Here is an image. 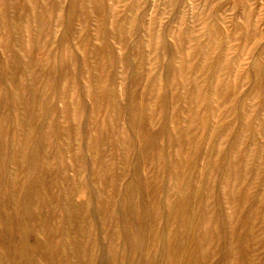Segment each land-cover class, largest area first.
<instances>
[{
    "label": "rangeland",
    "instance_id": "374dc122",
    "mask_svg": "<svg viewBox=\"0 0 264 264\" xmlns=\"http://www.w3.org/2000/svg\"><path fill=\"white\" fill-rule=\"evenodd\" d=\"M0 264H264V0H0Z\"/></svg>",
    "mask_w": 264,
    "mask_h": 264
}]
</instances>
